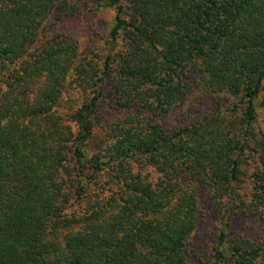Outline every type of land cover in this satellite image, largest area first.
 I'll return each mask as SVG.
<instances>
[{
  "label": "trees",
  "instance_id": "1",
  "mask_svg": "<svg viewBox=\"0 0 264 264\" xmlns=\"http://www.w3.org/2000/svg\"><path fill=\"white\" fill-rule=\"evenodd\" d=\"M91 2L114 11L109 52L73 68L54 32L85 2L0 0V264H199L206 221V264H264V0ZM195 68L227 104L173 132L155 126ZM72 69L85 96L74 134L57 115ZM104 91L115 142L90 154ZM247 219L252 235L230 240Z\"/></svg>",
  "mask_w": 264,
  "mask_h": 264
},
{
  "label": "rangeland",
  "instance_id": "2",
  "mask_svg": "<svg viewBox=\"0 0 264 264\" xmlns=\"http://www.w3.org/2000/svg\"><path fill=\"white\" fill-rule=\"evenodd\" d=\"M82 1L85 3H80L79 12L76 16L63 22V24L60 23L59 30L54 32L56 36L59 34V38H64L71 44V53H69L73 61V68L79 63H102L104 57L109 52L107 35L114 18V11L112 9L97 10L91 0ZM59 41L61 40L59 39ZM59 47H64V45H60ZM72 71L73 69L71 71L69 70L63 84L57 115L69 132L74 134L77 126L72 120V115L80 107L85 96L75 86L76 78ZM186 83L188 90L184 101L177 108L170 111L163 118L157 119L154 123L155 126H158L168 133L184 126L195 124L211 115L217 105L227 104L224 99L205 93V90L202 89L201 76L196 68L187 74ZM262 102L264 103V96L256 103L258 128H261L264 123V104ZM110 108H112V105L107 98V93L104 91V97L96 115L97 121L95 123L93 137L89 143L88 153L90 154L94 153L98 145L101 146L102 152H108L115 142L112 139L113 133H110V129L113 127L112 121L116 114L109 111ZM106 113H111L114 116L112 120L105 119ZM151 172L152 170L147 168L142 170V174L148 176L149 181H153L157 177L155 176L156 174H152L150 177L149 173ZM245 175L248 177L246 173ZM188 186L195 193H200L199 198H202V202H206L204 193H208V190L199 180L191 179ZM240 188V193L251 192L250 188L244 185H241ZM252 223H254L253 219H247L246 221L237 223L231 232H229V239L231 240L239 234L243 235L246 233L248 236L252 235V227H250ZM215 227L216 224L212 221L203 222L201 226L202 230L207 231V234L206 239L203 238V242L200 245L194 246L199 251L197 255L199 264H206V259L210 257V253L208 254L206 249L211 247L212 242H214V233L212 231H214Z\"/></svg>",
  "mask_w": 264,
  "mask_h": 264
}]
</instances>
